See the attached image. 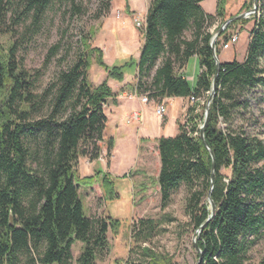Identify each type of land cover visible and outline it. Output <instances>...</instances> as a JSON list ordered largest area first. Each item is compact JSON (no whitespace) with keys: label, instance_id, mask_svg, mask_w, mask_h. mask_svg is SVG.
<instances>
[{"label":"trees","instance_id":"obj_1","mask_svg":"<svg viewBox=\"0 0 264 264\" xmlns=\"http://www.w3.org/2000/svg\"><path fill=\"white\" fill-rule=\"evenodd\" d=\"M63 1L68 0H0V18L11 11L18 19L31 16L38 22L51 5ZM101 1L107 13L110 0ZM203 1L151 0L148 6L135 66L138 89L143 87L156 104L169 98L208 100L211 94L216 64L209 29L216 18L223 20L225 2L217 0L215 14L208 15L199 6ZM258 3L262 10L264 0ZM72 8L80 12L78 6ZM238 21L242 19L231 23ZM86 42L85 37L79 40L81 48L41 95L33 93V82L16 62V47L0 46V264H69L75 243L82 245L76 264H95L107 249V232L118 225L112 219L89 220L78 195L79 186L98 184L106 200H113L114 179L100 170L78 179L75 168L80 158L93 162L105 155L104 107L116 97L107 81L94 86L88 80L91 55L97 56L106 78L116 82H122V68L130 62L108 67L102 52L89 51ZM192 57L200 69L194 86L179 74ZM262 60L264 12H258L243 61L220 63L203 140L195 123L200 117L191 115V108L190 124H178L176 135L156 141L161 203L168 204L180 187L189 193L190 225L201 229L196 241L199 264H264V257L257 263L248 259L250 248L264 237V141L230 127L240 105L237 98L264 87ZM219 120L228 126L221 129ZM112 146L110 139L105 144L108 159ZM208 196L215 208L211 218ZM143 253L146 264L168 263L148 249Z\"/></svg>","mask_w":264,"mask_h":264},{"label":"rangeland","instance_id":"obj_2","mask_svg":"<svg viewBox=\"0 0 264 264\" xmlns=\"http://www.w3.org/2000/svg\"><path fill=\"white\" fill-rule=\"evenodd\" d=\"M143 1L110 0L109 11L106 13L102 9L101 0H68L51 5L38 22L33 21L31 16L18 19L16 13L9 11L5 17L0 18V46L5 49L11 45L16 47L15 60L33 82L35 95L43 94L55 74L72 59L78 47L81 48V38H86L89 51L99 49L102 52V59L108 67H119L130 62V65L122 68V82H116L106 78V73L96 64V55L90 57L88 80L94 86L107 81L116 96L115 102L108 100L104 107L107 125L102 146L105 155L101 153L93 162L80 158L75 168L78 179L94 175L95 170L108 173L114 179L116 188V198L110 201L106 200L98 184L81 185L78 189L84 214L89 220L112 219L118 222L107 232V249L97 255L95 264H146L148 261L143 253L145 249L162 256L169 264H196L199 254L194 244L201 229L190 225L186 210L189 193L180 187L164 206L157 185L160 164L156 141L158 135L165 132V115L169 105L165 103L163 116L159 117L155 114V101L148 99L146 105L140 103V98L145 94L142 92L143 87H137L138 74L134 70L140 51L141 33L134 25V19L139 16L134 7ZM224 2L223 20L216 18V25L209 29L211 39L216 34V41L219 42L216 57L219 63L233 60L240 63L245 57L246 50L243 51L247 48L254 17L256 13L264 12V7L259 10V3H256L254 13L235 24H228L217 35L218 28L226 20L246 12L243 6L249 10L253 6V0H247L242 6V0ZM72 4L80 8L79 13H74ZM232 35L237 36V42L223 50V38ZM54 47L57 49L53 50ZM261 62L264 64V60ZM192 70L190 62L187 65V76L192 74ZM116 98H119L118 101ZM130 100H136L145 109L144 112L137 111L138 120H130L136 110L118 118L117 113L124 105L126 110ZM237 100L240 105L232 114L230 127L240 128L264 141V87L257 86L244 92ZM206 105L205 98L194 105L188 99L186 104L180 105L175 125L178 127V124L189 123L188 110L195 108L191 115L198 114L200 121L195 123L201 129ZM218 125L224 129L228 123L219 120ZM165 133L173 135L172 128ZM110 139L113 146L108 159L105 144ZM221 173L224 176L230 174L228 169H223ZM81 247L80 243L73 245L69 264H76ZM263 257L264 237L248 253L251 263H257Z\"/></svg>","mask_w":264,"mask_h":264},{"label":"crops","instance_id":"obj_3","mask_svg":"<svg viewBox=\"0 0 264 264\" xmlns=\"http://www.w3.org/2000/svg\"><path fill=\"white\" fill-rule=\"evenodd\" d=\"M216 1L217 0H205V1L201 2L199 4V6L205 14L214 15L215 10H216ZM150 2H151V0H144L142 3L135 4L134 10H135L136 14H138L141 17H145ZM246 2H247V0H242L241 6ZM139 36H140V51H139L138 59H139L140 52H141L142 45H143V35L140 33ZM245 50L246 49H244L243 52H245ZM138 59H137V61H138ZM137 61H136V63H137ZM190 62H192L193 70H192V74L187 76V65ZM134 70H136V66H135ZM199 73H200V69L198 67V62H197L196 57L190 58L188 60V62L184 65V67L179 71V74H181L187 80V82L190 84V86H194V84L196 82V78H197ZM123 83H125V82H123ZM123 83H120V84H123ZM118 99L119 98H116L117 101H118ZM130 101L131 102L128 103L129 105L126 104V107H128V108H126V110H124V108H123L125 105L123 107H121L120 112L117 113L118 118L121 119L129 111L136 110L135 112H137V111L139 112L141 110L144 112L145 109L136 100H130ZM187 102H188L187 98L163 99V101L161 103L162 104L166 103L169 105V106H167V113L165 115L164 130H165V132H166V130L171 131V128H172L173 135H170V134L167 135L165 132L164 133L162 132L160 135H158V138H160V137H171V136H174L177 134V126L175 124H176V121L178 119L177 118L178 111H179L180 105H182V103L186 104ZM118 107H120L119 104H118ZM148 108H150L152 110V108L150 106Z\"/></svg>","mask_w":264,"mask_h":264},{"label":"water","instance_id":"obj_4","mask_svg":"<svg viewBox=\"0 0 264 264\" xmlns=\"http://www.w3.org/2000/svg\"><path fill=\"white\" fill-rule=\"evenodd\" d=\"M256 3H257V0H253V6L250 10L246 11L245 13H242V14H239L237 16H234V17H231L230 19L226 20L224 23H223V26L221 28H219V30L217 31V35L219 34L220 35V32L228 25L230 24L231 22L235 21V20H239V19H244L247 15H250L251 13H254L255 9H256ZM215 42H216V34H215V37L211 40L210 42V48L212 49L213 51V58H214V61H215V64H216V75H217V72L219 70V66H220V63L218 62L217 60V57H216V54H215ZM216 75L213 77V80H212V90H211V94L207 100V105H206V108H205V111H204V123L200 129V138L201 140H203V126L206 124V118H207V109H208V106L210 104V101L214 95V87H215V78H216ZM204 144L206 145V143L204 142ZM210 156L212 158V154L210 152ZM213 171V167H212V170H211V173ZM211 184H212V180H211ZM208 203H209V206H210V217L211 218L214 214V211H215V208H214V204L213 202L210 200L209 196H208ZM202 228V227H201ZM200 230V228H199ZM194 247L196 249V251L198 252L199 256H200V251L197 249L196 245L194 244ZM200 263V257L198 258V261L196 264H199Z\"/></svg>","mask_w":264,"mask_h":264},{"label":"built area","instance_id":"obj_5","mask_svg":"<svg viewBox=\"0 0 264 264\" xmlns=\"http://www.w3.org/2000/svg\"><path fill=\"white\" fill-rule=\"evenodd\" d=\"M144 24H145V17H141V16H138L136 19H134V25L135 27L139 30V31H143L144 29ZM237 42V36L235 35H232L230 37H228L227 41H222L221 42V48L223 50H227L229 48H231L235 43ZM136 93H134L135 95ZM123 97H125V95H123ZM131 98V97H130ZM190 99V98H189ZM140 103L143 104V105H146L148 103V99H147V96L144 95L140 98ZM157 107H156V111H155V114L157 116H163V111H164V108H161L159 106V103L156 104ZM139 118V113L138 112H134L132 113V115L130 116V120H138ZM129 122V121H128Z\"/></svg>","mask_w":264,"mask_h":264},{"label":"bare ground","instance_id":"obj_6","mask_svg":"<svg viewBox=\"0 0 264 264\" xmlns=\"http://www.w3.org/2000/svg\"><path fill=\"white\" fill-rule=\"evenodd\" d=\"M256 11V10H255ZM213 38H214V36H213ZM212 40V39H211ZM190 100V102H192L193 103V105L196 103V102H199V100H197V99H194V98H190L189 99ZM159 106L161 107V108H164V111H165V104H162V103H159ZM164 111H163V113H164ZM198 115V114H197ZM204 119V118H203ZM204 127V126H203ZM209 219V218H208ZM203 227V226H202Z\"/></svg>","mask_w":264,"mask_h":264}]
</instances>
